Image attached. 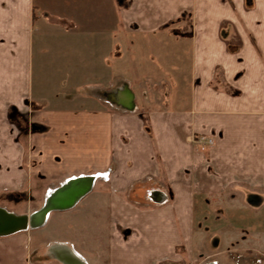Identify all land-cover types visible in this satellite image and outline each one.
Here are the masks:
<instances>
[{"label":"crops","instance_id":"0c3cea01","mask_svg":"<svg viewBox=\"0 0 264 264\" xmlns=\"http://www.w3.org/2000/svg\"><path fill=\"white\" fill-rule=\"evenodd\" d=\"M169 37L185 58L170 78L164 70L160 96L149 100L133 73L144 70L141 50L164 48ZM115 86L128 91L129 109L103 106L101 90ZM23 113L42 131L18 124L11 132ZM198 136L213 145L201 149ZM103 172L109 192L99 197L93 189L105 181L89 175ZM75 177H91L88 191L47 216L105 200L106 264H152L171 253L190 230L197 195L237 190L246 206L264 196V0H0V197H31L42 184L44 200ZM146 177L171 205L125 202ZM7 204L0 208L29 217ZM47 216L29 229L41 230ZM27 230L0 237V264H78L61 241L49 246L54 257L33 259Z\"/></svg>","mask_w":264,"mask_h":264},{"label":"rangeland","instance_id":"374dc122","mask_svg":"<svg viewBox=\"0 0 264 264\" xmlns=\"http://www.w3.org/2000/svg\"><path fill=\"white\" fill-rule=\"evenodd\" d=\"M152 42L155 43V41ZM153 47L156 48V46ZM153 47L151 46L150 49L146 48L144 51L141 50L140 58L143 59L142 64H144L142 69L145 71L141 70L133 73L135 75L133 78H136L137 81L142 77L145 79L144 84L146 87L142 88L141 91L144 97H148L149 100H155L153 99L155 95L160 96L162 91L160 84L163 82V79L165 80L164 72L166 71L170 78V73H172L171 69L178 66L182 58H185L182 57L183 55H179V50L181 48L185 49V46L178 47L175 40H171L170 37L167 40L166 47L163 48L161 46L162 49L160 47L156 49ZM149 59L150 61L148 62ZM156 63L160 65L161 71L156 69L158 67V65L156 67ZM148 70L150 71L148 72ZM172 77L174 76L172 75ZM169 78L167 79L168 90L170 92L177 91L176 88L175 90L173 88L170 89L172 85ZM114 89L113 93L101 90L99 99L103 101V106L110 109L111 107L116 109L120 107L129 109L131 104H129L128 91L126 92L123 86L119 89L115 86ZM120 97H125L123 102L120 101ZM75 105L79 106L78 104H73L65 105V107L73 108V106L76 107ZM158 106L159 104H151V107ZM13 121L10 124V131L13 133L19 131L18 124L24 131L32 128L37 131H42L43 126L30 124L27 115L24 113L18 115V118L13 119ZM22 137L20 138L22 139ZM202 138L204 141L200 139V136L194 140L201 144V149L206 150L213 145L211 138ZM208 139L212 141L210 144L207 143ZM203 142L207 143V145ZM89 176L104 180L105 182L102 184V188L101 185H97L93 191L95 190L98 196L107 194L108 189L106 186L109 181V172ZM31 187L38 189L37 191L32 189L34 193L31 194V197H28L25 193L13 194L10 196L11 201H6L3 200L5 193H2L0 205L4 206L5 202H7V207L14 212H28V216H32L40 210L42 206L40 205L39 208L38 206L41 203L43 204L48 193L46 192L47 195L45 194L46 196L43 200L41 197L43 195V185H32ZM130 191V195H126L128 197L125 198V202L132 203L140 209L163 207L171 205L173 202L171 194L167 190L165 191L158 187L148 177L131 185ZM228 193L208 197L202 195L195 196L192 201L190 230L178 233V244L175 245L173 251L152 264H264V196L260 194L259 197L249 200L248 206H246L245 201L239 199L237 190H232L231 194ZM32 195H34V198ZM92 195L95 194L93 193ZM153 195L156 196L152 198ZM230 195L232 197L228 198ZM102 207H106V201L102 198L96 199L95 195L88 198L82 205L78 203L69 212H56L49 217L47 216L48 220L42 226L41 230H31L28 228L25 233L29 235L26 236L31 242L30 256L33 259L42 255L54 257L53 254L57 249H50L51 243L61 241L62 245L67 247L66 249L73 256H76L78 264H106L104 254L107 236L105 230L106 218L105 222L100 221L102 218L100 216L103 210ZM96 219L97 223L95 222ZM168 219L176 223V216L170 215ZM34 222L36 223L37 221ZM101 223L103 224V232H100L101 228L99 229ZM97 226L98 229L96 231ZM171 233L177 234L175 232ZM171 233L169 234L171 235ZM171 240L174 241L175 239L171 238ZM99 242L101 243L99 244ZM38 244L45 245L44 247L46 248H42ZM39 251L44 252L41 253ZM34 262H37V260L35 259ZM30 264L35 263L30 261Z\"/></svg>","mask_w":264,"mask_h":264},{"label":"water","instance_id":"95a60500","mask_svg":"<svg viewBox=\"0 0 264 264\" xmlns=\"http://www.w3.org/2000/svg\"><path fill=\"white\" fill-rule=\"evenodd\" d=\"M90 179L91 177H85L84 180L81 177L68 179L50 191L42 207L37 212L38 218L35 220L32 217L33 215L29 217L15 216L0 208V237L42 225L50 211L69 209L88 191L89 188L84 182L90 181ZM34 221L37 222L35 223Z\"/></svg>","mask_w":264,"mask_h":264},{"label":"built area","instance_id":"2783aa9c","mask_svg":"<svg viewBox=\"0 0 264 264\" xmlns=\"http://www.w3.org/2000/svg\"><path fill=\"white\" fill-rule=\"evenodd\" d=\"M200 139L204 141V139H203L202 137H200ZM201 142H202V141H201ZM211 142H212V141H211L210 139L207 140V143H208V144H210ZM203 143H204V142H203ZM207 143H204V144L207 145Z\"/></svg>","mask_w":264,"mask_h":264},{"label":"bare ground","instance_id":"6f19581e","mask_svg":"<svg viewBox=\"0 0 264 264\" xmlns=\"http://www.w3.org/2000/svg\"><path fill=\"white\" fill-rule=\"evenodd\" d=\"M82 179H84L85 177H81ZM38 218V215H37V213L33 216V219L35 220V219H37ZM211 264V263H210Z\"/></svg>","mask_w":264,"mask_h":264}]
</instances>
